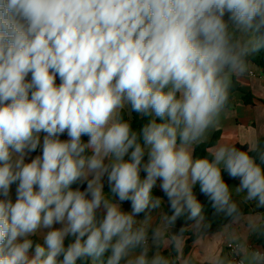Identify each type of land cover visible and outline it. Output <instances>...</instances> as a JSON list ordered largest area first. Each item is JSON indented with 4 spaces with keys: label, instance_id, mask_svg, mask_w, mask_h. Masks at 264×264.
<instances>
[{
    "label": "clouds",
    "instance_id": "clouds-1",
    "mask_svg": "<svg viewBox=\"0 0 264 264\" xmlns=\"http://www.w3.org/2000/svg\"><path fill=\"white\" fill-rule=\"evenodd\" d=\"M261 48L264 0H0V264H103L106 253V264H170L159 249L178 219L205 224L197 184L215 214L242 215L221 166L264 207L255 144H220L211 160L190 150ZM125 106L151 117L139 133ZM157 181L163 197L152 195ZM165 197L171 214L150 237ZM184 231L169 236L178 252ZM240 254L264 264V252Z\"/></svg>",
    "mask_w": 264,
    "mask_h": 264
},
{
    "label": "crops",
    "instance_id": "crops-1",
    "mask_svg": "<svg viewBox=\"0 0 264 264\" xmlns=\"http://www.w3.org/2000/svg\"><path fill=\"white\" fill-rule=\"evenodd\" d=\"M230 32L236 35L237 40H248L252 34H245L243 32H233L230 27ZM246 72L239 78L232 76L233 79L240 82L241 86L250 93L251 103L246 104L243 100V94L237 92L233 96L232 106L228 109H224L219 118L218 123L214 127H210L205 133L204 137L200 141L195 142L191 146L193 155L194 146L201 142L211 140L216 132H219L220 138L216 146L220 144H227L233 146L235 144L247 145L249 148L255 144L257 145L258 139L264 136V73L259 67L252 62H247ZM252 71L253 74H249ZM59 83V80H57ZM126 110H130L128 106H125ZM67 137L65 136L64 139ZM180 143L179 138L177 141ZM215 146V147H216ZM213 147V148H215ZM40 154L39 151L34 153L33 156ZM127 159V157H125ZM194 159V158H193ZM147 162V155H145L144 161ZM222 170H223V166ZM145 173L141 171V179H143ZM104 182V193L106 196H110L113 202H117L114 196H111L110 186L107 184L106 179ZM239 186V180H235L230 183L229 189L232 201L235 202L240 212L239 216L233 225L230 232L231 241L238 242L242 248H246L249 253L261 248L256 244L258 228L264 223V211L259 212L258 206L255 201H247L246 191L237 192L236 188ZM153 197H163V193L159 188V181L157 186L152 190ZM123 211H130V203L125 202L121 205ZM166 212V201L163 200L161 207L151 211V220L148 222L149 236L151 237V231L153 228L160 224L161 214ZM138 222H143L144 214L136 217ZM189 231L197 233L191 226ZM46 231V230H45ZM171 229L165 234V239L160 245V253L165 255L166 259L170 261V264H183L184 260H188L189 264H214L221 256L226 259V237L223 233H216L199 237L195 242L191 244L190 251L185 254L184 249L187 246L186 239L184 237V244L182 249L178 252L169 240ZM34 242L43 244V235L38 234L31 237ZM175 249V252H174ZM155 249L149 251V258L153 255ZM138 252V250H137ZM110 255V253H106ZM242 258L248 264V260L242 255ZM78 264L81 262L78 261ZM86 264H92L91 259L86 261ZM123 264V262H122Z\"/></svg>",
    "mask_w": 264,
    "mask_h": 264
},
{
    "label": "trees",
    "instance_id": "trees-1",
    "mask_svg": "<svg viewBox=\"0 0 264 264\" xmlns=\"http://www.w3.org/2000/svg\"><path fill=\"white\" fill-rule=\"evenodd\" d=\"M233 36L235 39H237L235 34ZM245 59L247 62H252L253 64H255L264 73V48H261L258 52L248 55ZM237 92H240L243 94V100L246 104L251 103L250 93L241 86L240 82L233 79L231 81V86L229 89V100L227 102L225 109H228L232 106L233 96ZM120 115L125 121H128L131 124L132 130L136 131L137 133H139L140 129L146 123H148L149 120L151 119V117L141 118L138 114L133 113L130 110L128 111L126 109H122ZM157 122H160V121L157 119ZM219 138H220V134L219 132H216L211 138V140L196 144L194 146V151H193L194 160L199 159V158H207L211 160L213 157L209 149H212L213 147L217 145ZM62 139H64V137H62ZM82 139L85 142L87 141V137H83ZM232 147H236L238 150H241V151L249 150V147L247 145H242V144H235ZM262 153H264V136L258 139L255 150L249 152V155L254 158L255 162L259 166H261L262 169H264V162H262L260 159V156ZM86 154L90 155L91 154L90 150H86ZM222 173H223V178L225 179L228 185H230V183L235 180H239V179H233L229 177L226 172H223V170H222ZM72 187L73 189H75L77 185H73ZM81 190H83V187H81ZM194 195L196 196L197 201L202 205V214L205 216L204 226L199 230V232L193 233L192 231L188 230V228L192 225L193 222L188 221L186 216H184L178 219L175 227L171 229L170 235L172 233L178 232L182 226L185 228V231L183 233V236L187 237L186 239L187 246L184 249L185 254H187L190 251L191 244L195 242L199 237H204V236L216 234V233H223L225 235L226 237L225 245H226V248H228V246L232 242L231 237H230V232L233 228L235 221H233L232 218L230 217H226L223 213L215 214L214 209L212 208L211 202L209 201L208 197L200 192L199 184H197L194 188ZM164 199L166 201V212H168L170 215L171 213L167 207V198L165 197ZM257 210L259 212H263L264 207H258ZM72 239L73 238L71 237L66 239L65 241L66 246L68 243L72 242ZM256 244L259 247H261V249L264 251V224H262L258 228ZM174 252H175V249H174ZM107 257H108V254H105V256L101 258V261L103 262V264H106ZM214 264H227V261L224 256H221L218 259V261Z\"/></svg>",
    "mask_w": 264,
    "mask_h": 264
},
{
    "label": "built area",
    "instance_id": "built-area-1",
    "mask_svg": "<svg viewBox=\"0 0 264 264\" xmlns=\"http://www.w3.org/2000/svg\"><path fill=\"white\" fill-rule=\"evenodd\" d=\"M249 74H253L252 71ZM264 224V223H263ZM242 249L241 245L238 242L232 241L227 248L226 252V261L227 264H240L243 260L244 264H247L245 260L242 258V254H240V250ZM261 252H264L261 248H256Z\"/></svg>",
    "mask_w": 264,
    "mask_h": 264
}]
</instances>
